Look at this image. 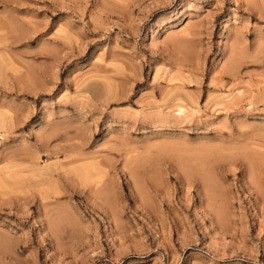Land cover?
<instances>
[{"label":"rangeland","instance_id":"374dc122","mask_svg":"<svg viewBox=\"0 0 264 264\" xmlns=\"http://www.w3.org/2000/svg\"><path fill=\"white\" fill-rule=\"evenodd\" d=\"M0 264H264V0H0Z\"/></svg>","mask_w":264,"mask_h":264}]
</instances>
